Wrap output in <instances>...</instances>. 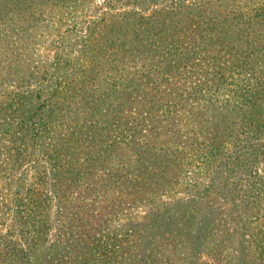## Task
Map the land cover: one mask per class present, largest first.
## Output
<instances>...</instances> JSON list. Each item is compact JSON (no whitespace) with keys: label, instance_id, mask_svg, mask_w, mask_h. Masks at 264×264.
Masks as SVG:
<instances>
[{"label":"trees","instance_id":"obj_1","mask_svg":"<svg viewBox=\"0 0 264 264\" xmlns=\"http://www.w3.org/2000/svg\"><path fill=\"white\" fill-rule=\"evenodd\" d=\"M0 264H264V0H0Z\"/></svg>","mask_w":264,"mask_h":264}]
</instances>
